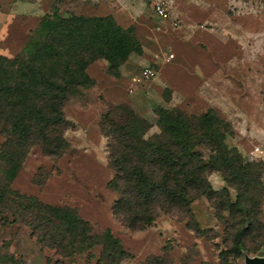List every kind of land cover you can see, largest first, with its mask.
I'll return each instance as SVG.
<instances>
[{
    "label": "rangeland",
    "instance_id": "374dc122",
    "mask_svg": "<svg viewBox=\"0 0 264 264\" xmlns=\"http://www.w3.org/2000/svg\"><path fill=\"white\" fill-rule=\"evenodd\" d=\"M155 1L163 2L167 18L155 15ZM70 14L111 16L121 28L132 29L141 53H131L117 76L103 59L87 65L88 82L60 105L66 149L50 156L37 144L27 148L10 188L74 209L94 233L109 230L128 255L119 264H143L150 256L165 264H216L225 248L222 225L204 197L190 203L193 221L205 231L201 235L177 213L157 211L140 229L124 225L114 210L118 193L106 184L115 175L107 128L132 111L150 124L148 137L158 132V107L188 116L211 108L231 125L228 147L244 161L264 163V0H0V55L26 57L44 19ZM144 67L154 76L134 82ZM3 140L0 133V146ZM195 151L205 160L209 155L201 145ZM3 166L0 161V178ZM207 179L215 189L224 185L218 172ZM261 180L264 185V172ZM229 194L233 199L234 191ZM260 210L264 219V196ZM6 217V223L0 221V264H95L97 247L89 260L85 253L63 258L40 248L27 227ZM247 255L264 256V246ZM236 264H243V256Z\"/></svg>",
    "mask_w": 264,
    "mask_h": 264
},
{
    "label": "trees",
    "instance_id": "16d2710c",
    "mask_svg": "<svg viewBox=\"0 0 264 264\" xmlns=\"http://www.w3.org/2000/svg\"><path fill=\"white\" fill-rule=\"evenodd\" d=\"M41 27L26 57L0 55V133L4 137L0 221L6 223L8 213L11 222L28 228L40 248L60 257L85 253L89 260L93 258L90 250L97 247L95 264H119L128 255L109 230L94 233L74 209L21 194L9 183L32 145L50 156L66 149L60 105L77 86L88 82L87 65L103 59L117 76L119 66L131 53L140 54L141 47L131 28H121L108 15L54 16L44 19ZM155 113L158 132L148 137L144 134L150 124L132 111H127L123 123L108 124L113 139L109 165L115 175L106 184L119 196L115 212L130 229L150 225L157 211L181 214L188 227L201 235L205 231L193 221L190 203L204 197L222 225L225 248L216 264H236L240 256L243 261L252 257L247 254L264 246L260 210L264 163L244 161L235 147H228L225 138L232 134L231 125L211 108L197 116L171 114L163 107ZM198 145L209 151L206 160L195 151ZM214 171L224 182L218 189L207 179ZM143 264H165V260L150 256Z\"/></svg>",
    "mask_w": 264,
    "mask_h": 264
},
{
    "label": "built area",
    "instance_id": "2783aa9c",
    "mask_svg": "<svg viewBox=\"0 0 264 264\" xmlns=\"http://www.w3.org/2000/svg\"><path fill=\"white\" fill-rule=\"evenodd\" d=\"M152 9L155 13V15H157L160 19H165L167 18V12H166V8L163 5L162 1H155ZM155 72L153 70H151L148 67H144L142 68L137 76L133 77L132 80L134 82H139V81H143V80H147L150 79L154 76Z\"/></svg>",
    "mask_w": 264,
    "mask_h": 264
},
{
    "label": "water",
    "instance_id": "95a60500",
    "mask_svg": "<svg viewBox=\"0 0 264 264\" xmlns=\"http://www.w3.org/2000/svg\"><path fill=\"white\" fill-rule=\"evenodd\" d=\"M243 264H264V256L245 257Z\"/></svg>",
    "mask_w": 264,
    "mask_h": 264
},
{
    "label": "crops",
    "instance_id": "0c3cea01",
    "mask_svg": "<svg viewBox=\"0 0 264 264\" xmlns=\"http://www.w3.org/2000/svg\"><path fill=\"white\" fill-rule=\"evenodd\" d=\"M171 56V55H170Z\"/></svg>",
    "mask_w": 264,
    "mask_h": 264
}]
</instances>
